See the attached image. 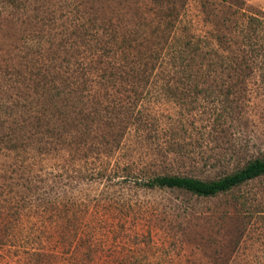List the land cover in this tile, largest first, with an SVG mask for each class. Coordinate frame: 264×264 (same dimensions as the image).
Wrapping results in <instances>:
<instances>
[{
  "label": "rangeland",
  "instance_id": "374dc122",
  "mask_svg": "<svg viewBox=\"0 0 264 264\" xmlns=\"http://www.w3.org/2000/svg\"><path fill=\"white\" fill-rule=\"evenodd\" d=\"M186 66V67H185ZM264 0H0V264H264Z\"/></svg>",
  "mask_w": 264,
  "mask_h": 264
},
{
  "label": "trees",
  "instance_id": "16d2710c",
  "mask_svg": "<svg viewBox=\"0 0 264 264\" xmlns=\"http://www.w3.org/2000/svg\"><path fill=\"white\" fill-rule=\"evenodd\" d=\"M261 177H264V158H255L234 173L214 181L181 176H159L148 179L143 185L147 188L181 189L200 197H214L231 192Z\"/></svg>",
  "mask_w": 264,
  "mask_h": 264
}]
</instances>
